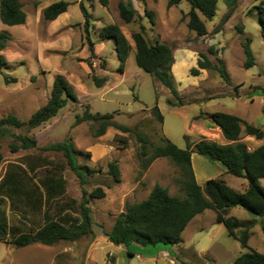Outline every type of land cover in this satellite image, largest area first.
Here are the masks:
<instances>
[{"label":"rangeland","instance_id":"374dc122","mask_svg":"<svg viewBox=\"0 0 264 264\" xmlns=\"http://www.w3.org/2000/svg\"><path fill=\"white\" fill-rule=\"evenodd\" d=\"M19 1L26 12L25 22L5 24L0 21V30L11 35L5 46L0 48V55L6 60L0 68V117L14 113L26 120L49 97L52 80L57 73H62L72 83L78 99L68 101L56 115L38 126L30 128L23 124L10 127L5 135L0 136V178L6 170L17 171L19 164L26 166L29 156H38L50 160V163L41 162L32 173L35 175L33 179L39 183L38 178L45 173L62 176L66 190L60 198L61 203L74 197V209L79 211L82 188L89 191L96 185L104 188L105 195L92 197L89 202L93 236L83 235L74 241L60 240L53 244L32 242L23 246L0 240V264H235V257L247 248L228 233L222 222L216 220L211 208L202 210L189 220L178 243L143 245L130 242L126 245L102 239L104 231L111 227L125 202L146 197L154 183L168 186L171 193L185 195L178 181L180 168L170 157L159 156L146 167L142 166L143 157L138 154L141 143L135 130L148 136L149 146L163 142L165 136L185 147V134L191 143L202 136L224 142L221 131L208 120L207 113L214 110L235 113L264 130V37L258 19V7L261 2L264 4V0H218L214 16L205 20L208 29L205 35H197L188 27L187 0L171 5L167 4L168 0H132L141 17L130 22L120 18L119 0H108L106 6L99 0H66L69 2L67 10L56 20L45 19L42 13L43 7L55 0ZM228 1L233 2L232 13L215 32L214 27L220 23ZM80 2L91 12L89 35L100 47L99 53L92 57V67L84 60L89 51ZM145 7L154 10V23L145 16ZM108 22L118 23L132 44L123 70L118 69L113 39L98 36L99 28ZM141 22L149 42L159 39L169 43L173 57L187 47L191 52L189 61L196 60L193 64L189 61L184 65L175 64L174 70L171 65L173 75L175 71L182 80L177 82L174 75L181 105H170L168 97L175 101L179 98L135 62L131 32L139 29ZM240 24L242 31L237 28ZM246 36L250 37V47L255 56V63L248 67L243 64L245 55L242 49ZM84 45L86 53L81 51ZM200 51L213 64H224L230 82L227 83L217 69L205 68L206 72L202 74L190 72V68L197 65ZM92 72L107 77L102 84L104 86L95 84ZM192 82L195 84H189ZM156 102L163 114L162 121L152 110ZM87 106L92 112L113 111L115 121L130 125L133 130L122 131L109 125L104 133L95 135L98 121L75 122L76 115L82 114ZM17 134L35 138L36 145L12 151L9 144L16 141ZM240 135L251 148L262 141L244 130ZM65 138H70L78 149L77 162L90 169L83 183L68 164L63 151L44 148ZM193 158L199 183L209 177L221 176L238 190L246 186V178L224 171L220 162L197 152H193ZM110 160L119 164V182H114L107 172ZM260 183L264 186V177L260 178ZM56 210L54 204L49 212L54 214ZM0 211L5 213L8 226L16 227L18 231L35 229L44 220L42 208L33 214L23 203L17 200L10 202L5 196L0 199ZM229 213L241 219L240 228L248 226V244L264 252L262 217L241 206L231 207ZM95 235H98L97 241L91 243ZM7 238L11 236L7 235Z\"/></svg>","mask_w":264,"mask_h":264},{"label":"trees","instance_id":"16d2710c","mask_svg":"<svg viewBox=\"0 0 264 264\" xmlns=\"http://www.w3.org/2000/svg\"><path fill=\"white\" fill-rule=\"evenodd\" d=\"M181 0H168L171 5ZM189 8L187 25L193 29L197 35H205L208 32L206 19L210 20L215 14L218 0H187ZM103 5H107L108 0H99ZM69 2L66 0H55L47 4L42 9L45 19H53L61 12L65 11ZM233 2L228 1V8L221 17L220 23L214 27V31L220 29L232 13ZM118 13L124 22H130L141 14L134 7L132 0H119ZM80 8L84 16L83 26L86 31V45L89 51L84 57L87 64L92 67V57L96 55L95 42L89 35L91 13L87 7L80 2ZM145 16L151 23L155 22L154 10L145 7ZM264 4L261 2L258 7V19L261 24V34L264 37ZM26 12L19 0H0V21L5 24H18L25 22ZM239 31L243 26L237 25ZM98 34L101 37L112 38L114 48L119 60L118 69L123 70L126 58L132 47L128 38L116 22L103 24ZM10 33L0 30V48H3ZM134 40V59L136 64L143 70L149 72L156 79L166 85L170 92L179 98L177 101L171 97L167 98L170 105H181L178 89L171 65L174 61L172 46L159 39L149 42L145 36V26L141 22L139 29L131 32ZM242 49L245 55L244 66L248 67L255 63V56L250 47V37L246 36L242 42ZM197 65L190 68L192 74L199 73L200 68L217 69L223 79L230 82L224 64L215 65L202 51L199 53ZM6 60L0 55V68ZM104 67L103 61H100ZM91 78L95 84L100 86L107 79L106 76H99L92 72ZM9 78L6 77V81ZM77 93L72 83L62 73L55 74L47 100L38 106L26 120L20 119L14 113H7L0 117V136L5 135L10 127H19L26 124L28 127L38 126L51 119L58 110L68 101H76ZM152 110L159 121L163 120L159 106L153 104ZM264 110V107H263ZM113 111L92 112L87 106L82 114H77L75 122L83 120H95L99 125L94 134L100 135L105 132L107 126L112 125L122 131L133 130V127L119 123L113 119ZM208 118L219 127L224 142L215 139L200 137L194 142H190L186 137V146L180 147L167 137H163V142L150 145L148 136L135 130L137 140L141 143L138 154L142 158V166L146 167L153 159L159 156H168L180 168L178 181L185 195L174 194L169 191L168 186L159 182L154 183L147 196L136 201H126L124 208L119 211L113 220L111 227L105 230L107 238L116 244H129L136 242L139 244H174L181 240V232L189 220L206 208H211L215 212L216 220L222 222L228 233L238 239L246 250L239 253L235 259V264H264V252H261L248 244L250 231L248 226L240 228L241 219L229 213L233 206H241L248 212L262 217L261 229L264 233V186L260 183V178L264 177V130L243 117L225 110H214L207 113ZM137 126V125H135ZM254 135L262 141L253 148H248L247 143L241 139V131ZM16 141L10 142L12 151L20 147L27 148L36 145V139L27 134H17ZM44 148L61 150L67 157V162L79 176L80 182L86 181V173L90 171L87 166H81L77 162V150L70 138L56 140L44 146ZM197 152L205 155L211 160L220 162L224 171L235 176L247 179V184L242 190H238L228 184L221 177H209L203 184H200L194 174L191 163V153ZM2 152L0 151V162ZM50 163L44 157L29 156L28 161L17 165L18 170H6L0 178V193L9 198L10 202L17 200L23 203L33 212H39L42 208V224L35 229L18 231L16 227L8 226L7 217L0 211V240L10 241L17 246H23L32 242L53 244L57 241H74L83 235L93 236L91 206L89 204L92 197L101 198L105 195V190L101 185H96L91 190L82 188V198L78 203L79 211L74 209L76 198L70 197L63 203L60 198L66 190V181L57 173H45L40 176L39 183L33 179L34 173L40 163ZM114 182H119L121 172L116 160L108 162V171ZM60 176V177H59ZM40 186L44 189L41 190ZM54 204L57 210L54 214L49 211ZM44 206V207H43ZM11 229V230H10ZM10 230V231H9ZM16 231V232H15ZM10 232V233H9ZM16 233V234H15ZM7 235L11 238L8 239ZM61 264V263H57ZM191 264V263H185Z\"/></svg>","mask_w":264,"mask_h":264},{"label":"crops","instance_id":"0c3cea01","mask_svg":"<svg viewBox=\"0 0 264 264\" xmlns=\"http://www.w3.org/2000/svg\"><path fill=\"white\" fill-rule=\"evenodd\" d=\"M67 10V9H66ZM65 10V11H66ZM64 12V11H63ZM62 13V12H61ZM91 13V12H90ZM59 15V14H58ZM57 15V16H58ZM56 16V17H57ZM53 18L54 20H56L57 18ZM53 19H51V20H53ZM98 36L99 37H101L99 34H98ZM95 42V41H94ZM131 44V43H130ZM132 45V44H131ZM99 49H100V47H98L97 46V44H96V42H95V52L97 53H99ZM82 50H84V52L86 53L87 51H86V45H84L83 46V48L81 49V51ZM190 55H191V52L189 51V48H182V50L181 51H179V53H175V55H174V58H175V62H173V64H172V69L174 70V65L175 64H178V65H184V64H186V63H188V61L189 60H191V58H190ZM103 57V56H102ZM190 58V59H189ZM189 62H191V64H193V63H196V60H195V58H194V60H192V61H189ZM190 64V65H191ZM174 72V75L178 78L177 79V82H181L182 80L180 79V77H179V75H176V73H175V71H173ZM203 72H206L205 71V68H200V72H199V74H202ZM199 74L198 75H195L196 77H199ZM189 84H191V85H193V84H195V82H192V83H189ZM102 86H104V85H102ZM212 112V111H211ZM208 120L210 121L209 123H211L212 125H214L216 128H218L219 129V127L218 126H216L209 118H208ZM220 130V129H219ZM191 163H192V167H193V170H194V166H195V164H194V158H193V152L191 153ZM194 174H195V178H196V173L194 172ZM196 180H197V178H196ZM200 184H203V183H200ZM122 210V209H121ZM32 212V211H31ZM229 212H230V209H229ZM33 214H35V213H37V212H32ZM94 230V229H93ZM105 234V233H104ZM97 237H98V235H95V237L93 238V240L91 241V243H93L95 240L97 241ZM101 240V239H100ZM102 240H109L108 238H107V235L105 234V236H104V238L102 239ZM131 251V250H130Z\"/></svg>","mask_w":264,"mask_h":264},{"label":"built area","instance_id":"2783aa9c","mask_svg":"<svg viewBox=\"0 0 264 264\" xmlns=\"http://www.w3.org/2000/svg\"><path fill=\"white\" fill-rule=\"evenodd\" d=\"M248 148H251V147L248 146Z\"/></svg>","mask_w":264,"mask_h":264}]
</instances>
